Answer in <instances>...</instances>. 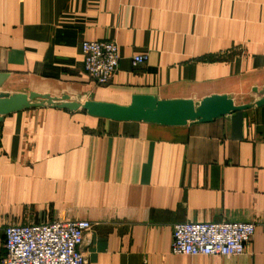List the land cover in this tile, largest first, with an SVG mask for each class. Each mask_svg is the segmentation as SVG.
<instances>
[{"label": "crops", "instance_id": "crops-1", "mask_svg": "<svg viewBox=\"0 0 264 264\" xmlns=\"http://www.w3.org/2000/svg\"><path fill=\"white\" fill-rule=\"evenodd\" d=\"M84 41L117 44L108 85L83 73ZM138 54L147 62L133 66ZM247 67L260 69L241 79ZM1 72L10 94L233 97L264 80V0H0ZM55 220L92 224L84 264H264V106L183 127L52 108L5 116L0 264L5 227ZM223 221L255 225L241 256L171 253L175 224Z\"/></svg>", "mask_w": 264, "mask_h": 264}, {"label": "built area", "instance_id": "built-area-1", "mask_svg": "<svg viewBox=\"0 0 264 264\" xmlns=\"http://www.w3.org/2000/svg\"><path fill=\"white\" fill-rule=\"evenodd\" d=\"M82 69L89 80L106 86L119 66L113 41L81 43ZM147 55L132 57V65L147 62ZM92 224L86 220L51 221L42 225L7 226L3 229L1 264H84L82 245ZM255 232L247 222H184L173 226L170 251L189 257L241 256Z\"/></svg>", "mask_w": 264, "mask_h": 264}, {"label": "water", "instance_id": "water-1", "mask_svg": "<svg viewBox=\"0 0 264 264\" xmlns=\"http://www.w3.org/2000/svg\"><path fill=\"white\" fill-rule=\"evenodd\" d=\"M9 78L8 73H0V89ZM250 101L237 105L232 96L213 94L199 102L191 99H159L155 95L131 96L126 105L88 100L87 95L59 97L38 92L7 93L0 91V123L7 115L27 111L32 108H52L69 113L84 111L88 116L114 122H135L165 127H183L190 123H210L221 117L231 116L264 106V87H252Z\"/></svg>", "mask_w": 264, "mask_h": 264}, {"label": "rangeland", "instance_id": "rangeland-1", "mask_svg": "<svg viewBox=\"0 0 264 264\" xmlns=\"http://www.w3.org/2000/svg\"><path fill=\"white\" fill-rule=\"evenodd\" d=\"M243 51L241 50L240 53H242ZM224 58L226 59V55H223ZM260 68H256V69H252L251 67H247V69L241 68L240 69V77L241 79H245L247 76L252 75V73H254L255 70L259 71ZM262 76H264L262 74ZM251 85L253 86H258V87H264V80L263 81H258L255 83H251V82H247L246 84H243V87L241 86V88L239 89V91H235L233 93V100L237 105L240 104H244L250 101L249 98V89L251 87Z\"/></svg>", "mask_w": 264, "mask_h": 264}]
</instances>
